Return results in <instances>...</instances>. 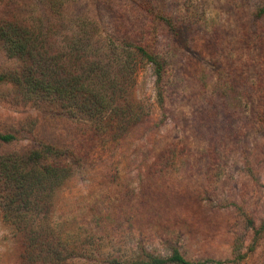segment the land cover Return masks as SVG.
<instances>
[{"label":"rangeland","instance_id":"rangeland-1","mask_svg":"<svg viewBox=\"0 0 264 264\" xmlns=\"http://www.w3.org/2000/svg\"><path fill=\"white\" fill-rule=\"evenodd\" d=\"M151 2L176 27L157 28L163 97L142 65L143 120L74 169L53 199L55 230L83 248L73 264L174 250L194 263L264 264V0ZM8 66L0 53V73ZM27 119L38 132L22 131L20 144L53 137L38 110L0 99V132ZM21 252L0 212V264H21Z\"/></svg>","mask_w":264,"mask_h":264},{"label":"trees","instance_id":"trees-1","mask_svg":"<svg viewBox=\"0 0 264 264\" xmlns=\"http://www.w3.org/2000/svg\"><path fill=\"white\" fill-rule=\"evenodd\" d=\"M159 27L176 31L151 0H0V53L9 61L0 99L35 108L54 131L28 145L19 134L38 132L37 119L13 120L10 132H0V212L21 236V264L80 258L83 248L52 223L54 196L83 161L143 120L133 93L142 65L151 66L162 99L167 70L157 51ZM245 221L254 228L250 217ZM263 230L264 222L257 232ZM134 264L204 263L174 250Z\"/></svg>","mask_w":264,"mask_h":264}]
</instances>
